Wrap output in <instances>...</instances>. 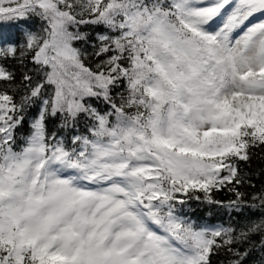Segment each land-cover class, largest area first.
Here are the masks:
<instances>
[{
  "label": "snow or ice",
  "instance_id": "obj_1",
  "mask_svg": "<svg viewBox=\"0 0 264 264\" xmlns=\"http://www.w3.org/2000/svg\"><path fill=\"white\" fill-rule=\"evenodd\" d=\"M11 3L0 19L16 21L23 39L0 36V60L25 70L17 85L0 64V85L24 94L17 104L0 91V264H211L224 247L241 264L248 252L231 246L264 237V220L238 233L197 228L178 214L186 200L175 194L195 189L219 203L209 195L219 173L228 172L220 184L243 183L239 161L264 151V0ZM32 17L43 34L31 30ZM88 23L114 34L97 36L94 54L111 55L96 71L74 46ZM122 82L127 96L118 93L117 103L111 93ZM86 97L102 98L109 111L101 115ZM37 101L32 134L17 151L14 131ZM58 113L65 125L81 114L94 120L91 138L74 136L71 149L49 138L45 120ZM241 195L229 208L239 211ZM252 199L264 209V194Z\"/></svg>",
  "mask_w": 264,
  "mask_h": 264
},
{
  "label": "trees",
  "instance_id": "obj_2",
  "mask_svg": "<svg viewBox=\"0 0 264 264\" xmlns=\"http://www.w3.org/2000/svg\"><path fill=\"white\" fill-rule=\"evenodd\" d=\"M31 30L42 33L43 22L37 18L32 17L30 21ZM76 31V28H72ZM79 32L85 35V39L75 41L74 46L79 48L84 54L83 62L86 67L92 71L97 70V65L101 61L106 60L111 53L96 56L94 53L98 50L100 42L97 39L98 34L114 35L109 32L103 25L96 24H81L78 27ZM0 36H8L17 40H22L23 36L17 30V22L13 20H0ZM9 71L15 73L17 85L22 78V73L25 70L18 62L11 57L6 61L0 60ZM124 66H127V60L122 61ZM26 67L32 68L30 59L26 61ZM35 80V76H34ZM8 91L10 95L14 96L15 103L21 102V96L24 94L23 90L17 88H7L0 85V91ZM118 93H123L127 96L125 83L122 82L119 88L112 89V96L117 103L120 102ZM43 98H50L51 89L45 88L43 90ZM85 102L95 108L101 115L107 113L110 106L101 99L95 97H86ZM41 103H36L26 106L23 112V121L15 129V144L14 149L19 151L26 144L27 139L32 134V122L38 117ZM114 120V117L111 118ZM95 121L84 114H81L75 121L69 120L67 125L64 123V118L61 114L55 117L49 115L45 120V130L47 136L50 138L53 133L56 134L57 140H62L66 148L71 149L72 138L74 136H91L89 129L93 127ZM251 159L249 161H239L238 169L239 176L243 179V183L236 184L235 179L232 183L225 181L223 184L219 183V178L228 175L227 171L222 170L217 177V186L211 188L209 195L212 201L219 203H209L204 199L205 193L195 189H189L188 195L176 193L178 200H186V203H177L178 214L191 222L197 228H234L237 233L251 223H259L264 220V209L252 208V204H259V201H253V196L257 194H264V151L260 148L251 149ZM230 189H235L234 191ZM195 192L200 199L191 198L192 193ZM237 192L241 193L239 211L229 208L232 201L237 200ZM264 238L260 233L253 234L250 238L251 242L233 244L231 247L240 252L247 251L248 255L241 260V264H264V249L260 247V241ZM238 259L233 252H229L227 247L216 250L210 257L211 264H232L233 260Z\"/></svg>",
  "mask_w": 264,
  "mask_h": 264
},
{
  "label": "rangeland",
  "instance_id": "obj_3",
  "mask_svg": "<svg viewBox=\"0 0 264 264\" xmlns=\"http://www.w3.org/2000/svg\"><path fill=\"white\" fill-rule=\"evenodd\" d=\"M211 2H212V0H203V3L200 6H207ZM0 6L7 8L9 6H13L14 7L15 5L11 3V0H0ZM226 15L227 14L225 13L224 16H222L220 18H217L214 21L213 29H215L216 27H218L220 24L223 23V20L226 19ZM261 18L262 17H260V16H255L250 21H248L247 24L255 23L257 20H259ZM0 20H5V19H0ZM247 24L244 26L245 28L247 27ZM70 30H72V29H70ZM243 30H244L243 28L235 30L234 33L232 34L233 37L235 38V37H238L239 35H241ZM90 138H91V136H90ZM181 193L184 194L183 192H181Z\"/></svg>",
  "mask_w": 264,
  "mask_h": 264
}]
</instances>
